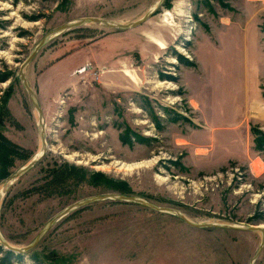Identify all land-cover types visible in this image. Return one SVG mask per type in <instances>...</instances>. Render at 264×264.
I'll list each match as a JSON object with an SVG mask.
<instances>
[{
  "label": "rangeland",
  "instance_id": "obj_1",
  "mask_svg": "<svg viewBox=\"0 0 264 264\" xmlns=\"http://www.w3.org/2000/svg\"><path fill=\"white\" fill-rule=\"evenodd\" d=\"M157 1L0 0V133L28 154L11 157L0 177V235L10 245L30 244L68 205L107 193L196 223H264V147L254 142L255 130L264 133V0H164L137 26L89 21L50 38L23 69L45 148L5 184L40 149L38 112L19 76L35 44L83 17L136 20ZM260 241L256 230L196 227L175 212L107 198L61 216L27 250L0 242V257L250 264ZM252 264H264V242Z\"/></svg>",
  "mask_w": 264,
  "mask_h": 264
},
{
  "label": "water",
  "instance_id": "obj_2",
  "mask_svg": "<svg viewBox=\"0 0 264 264\" xmlns=\"http://www.w3.org/2000/svg\"><path fill=\"white\" fill-rule=\"evenodd\" d=\"M164 0H158L155 7L149 9L143 16H141L140 18L133 20L131 22H127V23H121V22H116V21H109L107 19H103V18H99V17H93V16H89V17H83V18H79L77 20L74 21H69L64 23L63 25L57 27L56 29L50 31L49 33H47L46 35H44L36 44L35 46L32 48V50L30 51V53L28 54V56L25 58V60H23V62L20 64L19 66V76L22 80L23 85L25 86L27 92L30 95L31 101L34 105V107L37 109L38 112V131H39V135L41 138V143L43 144V149L42 152L39 156H34L32 157L25 165H23L21 168H19L18 170H16L13 174L9 175L8 178L5 179V182L11 184L13 182V180H15L16 177H18L19 175H21L22 173H24L25 171H27L29 168H31L35 162L39 159V157L42 155L44 148H45V140L43 137V130H42V124H43V118L41 116V109L39 107L38 101L35 98L31 88L29 87L27 80L25 78V75L23 73V69L24 67L32 60V58L35 56V54L37 53V51L53 36L57 35L58 33L67 30L69 28H73L75 26L81 25L83 23L86 22H95V23H99V24H104L106 26L109 27H113V28H129V27H134L137 26L139 24H141L143 21H145L149 16H151L156 8H158L159 6H161L162 2ZM8 184V185H9ZM107 198H111V199H117V200H126V201H132V202H137L140 204H143L145 206H148L150 208L159 210V211H168V212H175V214H177L180 218H182L185 222H187L190 225L196 226V227H226V228H232V229H244V230H256L261 232V241L258 247V250L255 254V256L257 255V253L259 252V250L261 249L263 242H264V228L259 226V224H240V225H236V224H220V223H214V222H192L189 219H187L183 214L176 212L173 209L167 208V207H161V206H157L153 203L147 202L145 200H143L142 198L136 197V196H132V195H126V194H122V193H107V194H103V195H95V196H90L87 198H84L82 200H79L73 204L68 205L67 207H65L64 209H62L60 212H58L57 214H55L46 224L45 226L41 229V231L39 232V234L34 238V240L23 247H15V246H11L9 243H7L0 235V242L3 244L4 248L14 251V252H22L24 250L29 249L31 246L35 245L37 243V241L39 240V238L41 237V235L51 226V224L53 222H55L57 219H59L61 216L65 215L66 213H68L69 211H71L74 208L86 205L90 202L93 201H97V200H102V199H107ZM255 256L252 258V260L250 261V264L253 263Z\"/></svg>",
  "mask_w": 264,
  "mask_h": 264
},
{
  "label": "trees",
  "instance_id": "obj_3",
  "mask_svg": "<svg viewBox=\"0 0 264 264\" xmlns=\"http://www.w3.org/2000/svg\"><path fill=\"white\" fill-rule=\"evenodd\" d=\"M177 60L180 63L189 65L191 64L186 58H184L180 54H176ZM7 78L5 74H0V81H4ZM255 146L259 148L264 147V133L261 132L260 130H255ZM135 140L137 142H142L145 141V138H140L137 135L134 134ZM120 140L123 143H130L131 140L127 136H123L122 134L120 135ZM10 156V158H9ZM17 156L20 159H24L28 157V154L25 152V150L18 145H16L14 142L10 141L8 138H6L3 134L0 133V165H1V178L7 176L9 174L7 168L11 164L12 158ZM73 168V166H72ZM125 191V190H124ZM13 253L11 251L5 250V253L2 257H0V264H10L9 257Z\"/></svg>",
  "mask_w": 264,
  "mask_h": 264
},
{
  "label": "bare ground",
  "instance_id": "obj_4",
  "mask_svg": "<svg viewBox=\"0 0 264 264\" xmlns=\"http://www.w3.org/2000/svg\"><path fill=\"white\" fill-rule=\"evenodd\" d=\"M131 22V21H130ZM127 23V22H126ZM38 121H39V118H38ZM43 143V142H42ZM40 144V149L38 150V155L37 156H39L40 154H41V152H42V149H43V144ZM40 153V154H39ZM72 155H75L76 156V154H72ZM72 155H70V157H72ZM145 163H147V161H140V162H135V163H133V164H125V163H121V165L123 166V167H125V168H127V169H129V168H132V167H134V166H137V165H142V164H145ZM6 185H8L9 183L7 182V183H5ZM0 195H1V192H0ZM260 224H262L261 225V227L263 226L264 227V223H260ZM259 224V225H260ZM12 246V245H11Z\"/></svg>",
  "mask_w": 264,
  "mask_h": 264
},
{
  "label": "crops",
  "instance_id": "obj_5",
  "mask_svg": "<svg viewBox=\"0 0 264 264\" xmlns=\"http://www.w3.org/2000/svg\"><path fill=\"white\" fill-rule=\"evenodd\" d=\"M96 58H97V56H96ZM101 59V58H100ZM97 61V60H96ZM98 63V65H101V63H102V61H101V63H99V62H97Z\"/></svg>",
  "mask_w": 264,
  "mask_h": 264
},
{
  "label": "built area",
  "instance_id": "obj_6",
  "mask_svg": "<svg viewBox=\"0 0 264 264\" xmlns=\"http://www.w3.org/2000/svg\"><path fill=\"white\" fill-rule=\"evenodd\" d=\"M86 65V64H85ZM90 68V67H89Z\"/></svg>",
  "mask_w": 264,
  "mask_h": 264
}]
</instances>
